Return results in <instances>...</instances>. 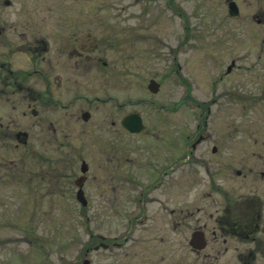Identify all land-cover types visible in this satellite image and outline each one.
I'll use <instances>...</instances> for the list:
<instances>
[{
  "label": "flooded vegetation",
  "instance_id": "obj_1",
  "mask_svg": "<svg viewBox=\"0 0 264 264\" xmlns=\"http://www.w3.org/2000/svg\"><path fill=\"white\" fill-rule=\"evenodd\" d=\"M32 1L0 0V143L5 141L30 155L29 159L2 163L0 179L16 183L27 178L32 185L31 190L0 191V264H37L36 208L43 202L37 198L50 199L46 213L64 211V200L70 197L84 212L90 204L91 180L96 230L93 244H84L81 264H264L262 120L255 126L253 141H246L241 127L237 128L236 143L210 142L212 136L203 133L190 141L180 126L157 128L138 111H129L118 122L112 121L118 129L109 141L98 143L95 158L87 161L86 149L73 146L67 140L69 134L62 136L64 140L55 136L60 125L54 120L55 112L61 111L57 107L70 106L62 103L64 97L71 102L86 99L85 92L79 91L85 79V31L68 30L70 20L65 16L54 19L35 13ZM224 2L222 26L227 38L244 37L239 41L244 46L246 33L255 30L254 67L259 73L254 99L261 107L264 5L252 11L240 0ZM180 15L183 17L182 12ZM247 25L251 27L248 31ZM191 26L193 32H202L197 24L184 30ZM55 37L60 38L58 46H54ZM236 62L231 60L229 73ZM80 113L74 121L85 131L84 125L93 121V111L81 108ZM136 113L143 120L138 133L123 125L127 116ZM71 149H75L76 159L65 155ZM54 150L59 152L57 157ZM197 165L206 167L214 188L209 195L217 192L224 196L221 206L202 210L182 204L183 182L194 181ZM232 176L239 179L235 199L230 197V187L223 189L216 183ZM17 196L30 198V211L10 200ZM4 230L12 234L1 235Z\"/></svg>",
  "mask_w": 264,
  "mask_h": 264
},
{
  "label": "rangeland",
  "instance_id": "obj_2",
  "mask_svg": "<svg viewBox=\"0 0 264 264\" xmlns=\"http://www.w3.org/2000/svg\"><path fill=\"white\" fill-rule=\"evenodd\" d=\"M240 1L252 11L264 5V0ZM32 3L35 13L54 16V19L65 16L70 20L68 30L85 31V79L79 91L85 92L86 99L71 102L64 97L62 103L70 106L68 109L57 107L61 111L55 112L54 120L60 125L55 136L64 140L62 136L69 134L67 140L73 146L86 149L87 161L95 158L98 143L109 141L118 129L112 126V121L118 122L129 111H138L157 128L180 126L182 135L189 134L190 141L203 133L212 136L210 142L236 143L238 127L244 129L246 141H253L255 126L260 120L264 123V105L259 107L254 99L259 73L254 67L255 30L246 33L244 46L239 43L244 37L227 38L222 26L224 0H34ZM194 24L202 32H193L192 26L184 30L185 26ZM250 28L247 25L246 31ZM188 32L193 35L189 36ZM57 38L54 46L59 45L60 38ZM94 47L97 48L94 50ZM99 58L100 64L96 66ZM232 59H237L235 69L227 73ZM151 79L163 86L155 95L148 89ZM152 101L157 103L156 107ZM81 108L93 111V121L84 125L85 131L74 121L81 115ZM196 125L200 126L197 130ZM75 153L71 149L65 155L76 159ZM57 154L54 150L56 157ZM208 157L214 160L215 156ZM19 158L29 159L30 155L1 141L0 165L8 159ZM26 163V173H29L31 165L28 160ZM195 167L194 181L183 182L182 204L202 207V210L207 206H221L224 202L221 193L209 195L214 188L206 167ZM222 182L216 181L223 189L230 187V197L235 199L239 179L232 176ZM31 186L27 178L16 183L0 179V191L4 192L31 190ZM88 189L90 204L84 212L76 199L70 197L64 200L67 206L64 211L46 213L50 199L37 198L44 202L37 203L36 208L37 264H73L78 258V263H82L84 244H93L96 230L93 180ZM10 200L26 212L33 207L30 198L17 196ZM10 232L4 230L1 235Z\"/></svg>",
  "mask_w": 264,
  "mask_h": 264
},
{
  "label": "water",
  "instance_id": "obj_3",
  "mask_svg": "<svg viewBox=\"0 0 264 264\" xmlns=\"http://www.w3.org/2000/svg\"><path fill=\"white\" fill-rule=\"evenodd\" d=\"M159 84L152 80L150 83L149 88L151 89V91L156 92L159 88ZM124 126L127 127L128 129L132 130V131H140L142 129V119L140 118L139 115H130L126 118V120L123 122ZM80 195H82V192L79 193V198L81 199ZM86 204V202H85Z\"/></svg>",
  "mask_w": 264,
  "mask_h": 264
}]
</instances>
